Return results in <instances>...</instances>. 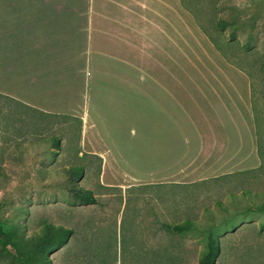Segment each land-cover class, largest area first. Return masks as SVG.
Masks as SVG:
<instances>
[{
  "label": "rangeland",
  "instance_id": "1",
  "mask_svg": "<svg viewBox=\"0 0 264 264\" xmlns=\"http://www.w3.org/2000/svg\"><path fill=\"white\" fill-rule=\"evenodd\" d=\"M181 1L251 78L261 168L120 190L99 185V161L82 157L73 114L83 90L88 0H0V225L25 236L45 222L70 230L46 254L51 264H197L209 230L219 244L215 264H264V0ZM71 166L82 168L80 177L69 175ZM74 185L96 203L75 201ZM184 220L193 229L164 227Z\"/></svg>",
  "mask_w": 264,
  "mask_h": 264
},
{
  "label": "crops",
  "instance_id": "2",
  "mask_svg": "<svg viewBox=\"0 0 264 264\" xmlns=\"http://www.w3.org/2000/svg\"><path fill=\"white\" fill-rule=\"evenodd\" d=\"M73 110L103 188L183 186L260 166L250 79L181 0H88ZM71 114V115H73Z\"/></svg>",
  "mask_w": 264,
  "mask_h": 264
},
{
  "label": "trees",
  "instance_id": "3",
  "mask_svg": "<svg viewBox=\"0 0 264 264\" xmlns=\"http://www.w3.org/2000/svg\"><path fill=\"white\" fill-rule=\"evenodd\" d=\"M210 41L213 43L214 47L222 54L218 45L215 44L211 39ZM249 79H250V86L252 93V109H253L254 122L256 127V136H257V153L261 161L262 154L259 145V136H260L259 125H258L259 120L254 105V86L250 77ZM75 119L78 121L81 130V125H82L81 121L76 117ZM79 136H80V132H79ZM51 142L53 146L59 145V141L56 138H52ZM84 156H89V155L85 154L82 157ZM94 159L99 161V171H98V175H99L102 160L100 158H94ZM260 168L261 166L258 169ZM68 172L71 177L76 179L81 176L83 170L81 167L71 166L69 167ZM247 172L250 171L240 172L237 174H244ZM232 175L235 174H231L228 176H232ZM70 193L75 201L82 203L84 205H90L96 203V199L90 190H81L78 187H75L74 185L70 189ZM259 208L260 210L264 211V204L261 205ZM194 226H195V222L190 220H184L182 222L171 225H164L166 229H170L179 234L188 232L189 230L193 229ZM71 234H72L71 231L68 229H65L61 226H55L46 222L42 224L41 231L33 236H25L24 233L16 227L5 229L2 225H0V261L1 258H5L6 260H9L12 264H51L49 259L46 257V254L51 250L60 246L63 242L67 241V239L71 236ZM204 240H205V249L203 250L202 255L199 258L197 264H215L217 256L219 254V244L216 237H214L213 231L210 230L207 231Z\"/></svg>",
  "mask_w": 264,
  "mask_h": 264
}]
</instances>
